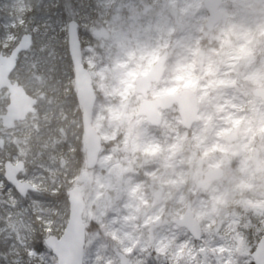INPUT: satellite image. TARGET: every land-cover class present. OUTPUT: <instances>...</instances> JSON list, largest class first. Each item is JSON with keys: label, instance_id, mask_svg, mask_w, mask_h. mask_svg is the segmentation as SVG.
Listing matches in <instances>:
<instances>
[{"label": "rangeland", "instance_id": "1", "mask_svg": "<svg viewBox=\"0 0 264 264\" xmlns=\"http://www.w3.org/2000/svg\"><path fill=\"white\" fill-rule=\"evenodd\" d=\"M33 1L0 0L6 15L1 25L10 33L1 49L30 26L26 13ZM203 1H74L84 33L82 63L97 95L92 123L102 139L97 166L88 174H80L72 156L84 140L77 106L58 110L48 98L74 89L65 50L53 42L20 56L13 80L38 98L42 112L12 131L0 127V180L5 160L23 161L21 180L38 193L25 199L13 193L4 198L9 207L0 204V212L13 213L0 225V264H42L30 248L38 234H63L68 203L55 196L77 180L84 224L94 227L86 234L82 264H119L120 253L131 264H241L247 255L241 233L250 218L264 220V102L252 94L264 85V24L247 27L252 15L264 21V0H223V19L212 32L204 28ZM56 4L43 3L46 12ZM44 17L53 24L60 18ZM231 28L241 29L242 42H235ZM166 49L165 75L149 98L194 92L198 121L189 130L176 107L160 112L157 127L137 114L143 99L135 80ZM59 73V84L52 82ZM217 167L223 177L197 189L202 174ZM188 206L201 228L199 240L173 223Z\"/></svg>", "mask_w": 264, "mask_h": 264}, {"label": "water", "instance_id": "2", "mask_svg": "<svg viewBox=\"0 0 264 264\" xmlns=\"http://www.w3.org/2000/svg\"><path fill=\"white\" fill-rule=\"evenodd\" d=\"M222 1H203L208 14L204 26L208 31H212L222 20L223 14L220 11ZM75 27V25L71 26L72 53L69 57L73 68L76 101L81 109V129L84 135L86 168L92 170L97 165L102 145V139L92 124L97 96L91 76L82 64L81 43L76 41ZM29 49L30 41L27 36H24L23 40L17 42L8 55L0 53V91L6 89L9 93L6 113L1 116V119L2 125L9 129L13 128L16 122H22L29 114H33L37 104L36 98L29 96L21 85L12 82L10 79L19 55ZM167 59L168 51L165 50L149 71L135 80V92L143 98L137 114L146 117L147 122L152 126H158L161 123L160 111L169 110L176 105L182 127L189 130L198 121L197 97L194 92L183 90L173 95L148 99V93L152 86L158 84L164 76ZM253 96L264 101V86L254 89ZM233 138L234 135L231 139ZM3 147L4 141L0 138V149ZM23 169L24 163L22 162L12 164L6 161L4 163L6 182L14 186L15 191L22 198L26 197L29 192L37 191L33 185L18 178ZM222 177L223 170L220 167L209 169L204 172L202 180L197 183V187L200 188L207 183L220 180ZM159 198L160 193L157 192L156 199ZM67 201L69 213L63 234L59 237L48 235L44 243L57 254L62 264H82L85 245V225L83 222L85 202L82 189L79 186L72 187L68 191ZM173 222L179 227L186 228L196 240L200 239L201 228L194 219L189 206L183 216L173 220ZM119 264L131 263L125 255L120 254Z\"/></svg>", "mask_w": 264, "mask_h": 264}, {"label": "snow or ice", "instance_id": "3", "mask_svg": "<svg viewBox=\"0 0 264 264\" xmlns=\"http://www.w3.org/2000/svg\"><path fill=\"white\" fill-rule=\"evenodd\" d=\"M80 13L73 5L68 4L65 10L59 14V19L55 24L47 17H33L29 27H22V32L17 35V42L23 40L27 36L30 41V49H39L44 46H51L53 42L63 47L69 56L72 53V29L75 25V36L77 43L83 38L84 33L80 28V21L77 17ZM5 26H0V41L6 38ZM55 34V35H54ZM82 48L83 45L81 44ZM14 186L10 183H5L0 180V203L4 202L5 197L15 198ZM13 216V213L4 211L0 212V225H5ZM248 228L241 234L244 237L247 245V255L241 261V264H264V220L249 219ZM239 231V228L237 229ZM46 238L41 236L39 239L38 249L36 246L30 248V251L37 256L42 257V264H48L49 258L54 261V264H62L60 258L55 252L47 247L44 243Z\"/></svg>", "mask_w": 264, "mask_h": 264}, {"label": "trees", "instance_id": "4", "mask_svg": "<svg viewBox=\"0 0 264 264\" xmlns=\"http://www.w3.org/2000/svg\"><path fill=\"white\" fill-rule=\"evenodd\" d=\"M74 1L75 0H57L56 7L50 8L49 11L46 12L45 8H44V5H43L45 0H34L33 3H32V9L26 13V18L32 20L33 17L40 18V17H44V16H49V17H51L52 20L55 21L57 15H59L60 13H62L65 10V6L66 5L71 4V5L75 6ZM4 16H6V15H4V13H2V14L0 13V26H2L1 24L4 21ZM245 22L246 21H244V20L241 21L240 25L245 23ZM247 23H248L247 27H250V26H257L258 24H261V23L264 24V21L259 19V17L255 18L254 15H252L248 19ZM240 28H241V26H240ZM238 30H239V28H236V30H232V28H231V30H230L231 31V36L233 37V39L235 40L236 43L242 42V39H241L242 33H240L241 29L239 31ZM20 33L21 32H19L18 34H20ZM12 47H13V45L11 47H9L8 49H6V50L5 49H1V48L0 49L4 50L6 52V51H9ZM57 61H60L59 58L57 59ZM61 61H62V59H61ZM64 61H65L64 62L65 68L69 69V74L72 76V70L69 67V63H70L69 55L67 54L66 51H65V60ZM60 74L61 73H59L58 74V78L55 77L52 80V82L59 84L60 79H61ZM57 92L60 93L59 90ZM48 98L51 100L50 106H55L56 108H58V110L61 109V108L67 110L68 108H72L73 106H77L76 98H75V92H74L73 88H71V91L69 93H67L66 95H64V94H58L57 95V94L54 93V94H51L50 96H48ZM37 111L39 112V114L42 112V110H39V108H37ZM76 112H77V117L80 119V110H79L78 107L76 109ZM78 133L81 136V134H82L81 127H79V129H78ZM105 146H108V145L105 144L104 147ZM75 147L76 148H75V151H74L72 156L78 158L79 162L77 164V168L79 169L80 174H83V173L88 174L89 171L86 170L85 163H84V152H83L82 142L81 141L77 142L75 144ZM74 185L81 186L79 181L77 180V181H75V183L73 185H69L68 188H70V187H72ZM65 187H66V185H65ZM63 191L64 190H61V192H59L55 197L57 198L58 201L63 200L65 203H67V192H63ZM37 193H32V195L33 196H37ZM43 196H45V195H43ZM44 198L46 199L47 197H44ZM93 228L94 227L91 226L90 224L87 225L86 229H85L86 230V234H88ZM49 234H52V233H49ZM41 236L45 237L46 234H38L37 235L38 240L34 242V244L37 247V249H38V246H39V239H40ZM105 240L108 241V243L110 245V248L113 251L117 249L115 241H113L110 238H106Z\"/></svg>", "mask_w": 264, "mask_h": 264}, {"label": "flooded vegetation", "instance_id": "5", "mask_svg": "<svg viewBox=\"0 0 264 264\" xmlns=\"http://www.w3.org/2000/svg\"><path fill=\"white\" fill-rule=\"evenodd\" d=\"M17 69V68H16ZM16 69L14 70V72L12 73V80H13V75L15 74V71H16ZM13 81H16V80H13ZM4 93V94H3ZM8 92L6 91V90H2V91H0V100H2L3 101V104L2 105H0V109L2 110L1 111V113H0V127L2 128V129H4V130H6V131H12L14 128H15V126H17V124H20V123H22V122H24V121H22V122H16L15 123V125H14V127L13 128H11V129H9V128H7V127H5V126H3L2 125V119H1V116L2 115H4L5 113H6V106L8 105ZM6 102V103H5ZM38 102H39V100H38ZM37 108H38V103H37V105H36V112L35 113H37ZM33 116V115H32ZM5 149V142H4V147H3V149H0V151H2V150H4ZM6 161H9V160H5L4 161V163L6 162ZM9 162H11L12 164H15V163H17V162H21L20 160L19 161H17V162H12V161H9ZM23 163V162H22ZM25 168H26V166L24 165V169H23V171L25 170ZM23 171H22V173H23ZM19 178L21 179V175L19 176ZM3 179H4V181H5V183H7L6 182V180H5V178H4V164H3ZM14 193H16L17 195H18V193L16 192V191H14ZM19 196V195H18ZM20 197V196H19ZM21 199H25V198H21ZM0 204H2L3 205V207H9L10 205H9V203H5V202H3V203H0Z\"/></svg>", "mask_w": 264, "mask_h": 264}]
</instances>
